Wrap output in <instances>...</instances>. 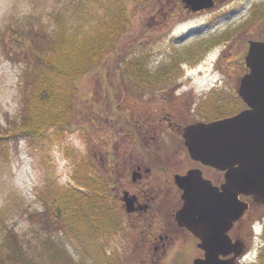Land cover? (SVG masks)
<instances>
[{
    "label": "rangeland",
    "instance_id": "1",
    "mask_svg": "<svg viewBox=\"0 0 264 264\" xmlns=\"http://www.w3.org/2000/svg\"><path fill=\"white\" fill-rule=\"evenodd\" d=\"M102 1L106 0H0V132L19 123L21 98L26 93L21 78L25 62L12 43L14 29L26 27L28 21L46 31L94 25L102 22ZM139 3L144 5L128 1L130 25L116 38L115 50L106 52L102 63L77 81L73 113L66 116L72 117L69 129L50 126L31 144L10 140L8 155L0 157V261L9 258L8 236L14 239L16 234L28 264H123L114 254L121 251L123 241L116 227L105 225L109 235L105 228L95 238L83 232L71 235L45 229L43 222L30 215L42 210L38 190L48 185L74 188L76 168L85 163L102 176L109 195L108 170L100 169L96 156L100 147L117 145L118 151L126 147L125 134L121 136L126 130L125 117H195L193 109L213 90L222 91L228 101L238 98L249 39L264 37V0H214L211 8L191 13L181 0ZM103 26L98 28L104 30ZM174 63L178 75L167 81L155 79L159 68ZM141 67L150 81L136 85L130 76ZM114 130L119 133L115 135ZM162 131L167 132L163 135L167 143L176 138L168 129ZM252 214L263 215L264 205L255 207ZM255 240L259 243L261 238ZM123 250L122 261L135 264L128 262L127 250ZM103 251L114 256L102 257ZM250 254L253 264H264V247L256 245ZM8 264L18 262L10 259Z\"/></svg>",
    "mask_w": 264,
    "mask_h": 264
},
{
    "label": "trees",
    "instance_id": "2",
    "mask_svg": "<svg viewBox=\"0 0 264 264\" xmlns=\"http://www.w3.org/2000/svg\"><path fill=\"white\" fill-rule=\"evenodd\" d=\"M128 1L144 5L139 0H106L101 2L102 8H105V13L99 15V21L102 22L97 21L94 25L85 27L75 24L70 30L46 31L41 26L34 27V23L28 21L26 27L14 29L12 43L19 47L21 58L25 62L21 78L26 93L21 98L19 123H15V127L12 126L8 132H0V157L8 155L10 140L18 142L22 139L31 144L38 139L37 134L45 133L50 126L61 130L69 129L72 117L66 116L73 113L72 101L77 94V81L87 72L95 70L102 63L106 52L115 50L116 38L130 25ZM109 9L112 10L108 12ZM104 19L110 23H104ZM98 25L106 26L101 30ZM239 28H243V25L234 31ZM10 51L14 53V50ZM124 62L121 60L120 63ZM123 66L129 68L127 63ZM178 71L175 63L161 67L155 79L167 81L178 75ZM130 77L136 81V85H141L138 82L148 84L150 81L145 77L143 67L134 69ZM171 88L172 86L168 90ZM223 95L222 91L210 92L204 101L199 102L197 114L200 117H217L242 107L239 97L235 96L228 101ZM76 169L73 176L76 186L49 188L48 185L47 188L38 190L42 210L33 211L30 215L43 222L47 230L61 229L71 235L83 232L88 237L91 235V238H95L99 230H108L109 235L110 230L107 228L116 226V216L108 198L110 195L107 185L85 163L79 164ZM105 225H108L107 228ZM36 236L40 238L39 233ZM10 237L8 236L9 258L1 257L0 263L8 264L13 259L18 264H28L21 254L23 245L17 235L15 234L14 239ZM85 250L87 247L83 251Z\"/></svg>",
    "mask_w": 264,
    "mask_h": 264
},
{
    "label": "flooded vegetation",
    "instance_id": "3",
    "mask_svg": "<svg viewBox=\"0 0 264 264\" xmlns=\"http://www.w3.org/2000/svg\"><path fill=\"white\" fill-rule=\"evenodd\" d=\"M125 119L126 130H122L121 136L125 134L126 147L119 151L120 146L117 145L106 149L100 147L96 157L100 169L108 170L110 198L118 207L123 224L120 227L123 232L121 244L127 250L128 262L214 264L205 255V248H210L217 251L214 255L217 264H246L243 259L252 242L250 232L258 227V221L264 220V214L254 215L252 211L262 205L241 197L249 203V209L232 225L229 218L224 220L220 217V210H196L191 221L192 231L179 223L183 188L178 184V177L195 170L200 172L205 183L210 182L214 186H220L224 178L222 170L193 159L183 143L185 127L205 119L167 115ZM164 128L176 138L167 143L163 139L167 133L162 131ZM116 131L115 135L119 133ZM124 199L133 201L132 211L125 210ZM212 213L218 218L215 219ZM205 215L211 217L206 219ZM235 241L242 244V252L237 257L235 255L240 248L231 244Z\"/></svg>",
    "mask_w": 264,
    "mask_h": 264
},
{
    "label": "water",
    "instance_id": "4",
    "mask_svg": "<svg viewBox=\"0 0 264 264\" xmlns=\"http://www.w3.org/2000/svg\"><path fill=\"white\" fill-rule=\"evenodd\" d=\"M182 2L193 11L210 8L214 4V0ZM244 60L248 70L240 77L237 88L245 107L217 120L196 122L187 126L183 133L194 159L220 171L226 170L222 192L210 189V184L201 180L199 174L190 172L182 177L178 184L184 189V206L178 213L179 219L191 218L193 203L220 199L230 203L228 209L232 221L247 206L238 200V194L242 193L264 204V40H250ZM127 204L131 201L127 200ZM129 206L128 210H131ZM184 225L191 228L186 221ZM213 254L217 251L208 254L212 261L215 260Z\"/></svg>",
    "mask_w": 264,
    "mask_h": 264
}]
</instances>
